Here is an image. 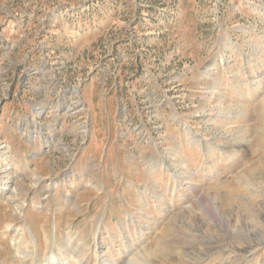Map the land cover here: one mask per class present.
I'll use <instances>...</instances> for the list:
<instances>
[{"label":"rangeland","instance_id":"rangeland-1","mask_svg":"<svg viewBox=\"0 0 264 264\" xmlns=\"http://www.w3.org/2000/svg\"><path fill=\"white\" fill-rule=\"evenodd\" d=\"M52 254L264 264V0H0V264Z\"/></svg>","mask_w":264,"mask_h":264},{"label":"bare ground","instance_id":"bare-ground-1","mask_svg":"<svg viewBox=\"0 0 264 264\" xmlns=\"http://www.w3.org/2000/svg\"><path fill=\"white\" fill-rule=\"evenodd\" d=\"M84 128V127H83ZM12 220H14V218L12 219ZM95 236V238L97 237V234H95L94 235ZM98 245V244H97ZM97 247V246H96ZM95 247V248H96ZM28 256V255H27ZM31 257V256H30ZM27 258V257H26ZM76 259V258H75ZM100 259V258H99ZM102 259V258H101ZM105 260V259H104ZM25 261V260H24ZM56 261V257L55 256H53V254H52V256L51 257H49L48 259H46L44 262H43V264H52L53 262H55ZM79 263V262H78ZM105 263V262H104ZM55 264V263H54ZM109 264V263H108Z\"/></svg>","mask_w":264,"mask_h":264}]
</instances>
